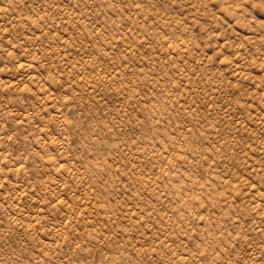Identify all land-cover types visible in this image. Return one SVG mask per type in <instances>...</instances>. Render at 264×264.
Returning <instances> with one entry per match:
<instances>
[{
    "label": "rangeland",
    "instance_id": "obj_1",
    "mask_svg": "<svg viewBox=\"0 0 264 264\" xmlns=\"http://www.w3.org/2000/svg\"><path fill=\"white\" fill-rule=\"evenodd\" d=\"M0 264H264V0H0Z\"/></svg>",
    "mask_w": 264,
    "mask_h": 264
}]
</instances>
